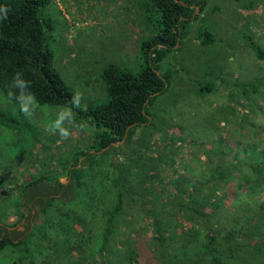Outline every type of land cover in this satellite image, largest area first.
I'll return each mask as SVG.
<instances>
[{
	"label": "trees",
	"instance_id": "trees-1",
	"mask_svg": "<svg viewBox=\"0 0 264 264\" xmlns=\"http://www.w3.org/2000/svg\"><path fill=\"white\" fill-rule=\"evenodd\" d=\"M44 1L0 0L9 10L0 20V102L17 105L16 115L19 105L7 97L16 72L31 82L41 104L71 106L72 93L43 43ZM143 2L158 12L155 31L138 44L143 64L136 71L111 63L102 68L105 99L76 109L89 127L85 148L58 157L56 169L10 175L0 161V218L13 212L18 220L28 211L35 232L27 235L53 246L60 236L65 264H264V110L257 97L252 105L228 98L238 112H226L225 128L211 126L201 135L178 123L168 134L175 125L152 119L148 110L169 85L159 62L179 47L207 0ZM195 37L207 44L214 32L204 28ZM246 37L264 60V49ZM249 85L264 98L259 77ZM240 94L249 96L245 85ZM9 107L0 109V125L20 133ZM249 108L259 117L252 119ZM185 135L188 148L177 155ZM184 161L189 176L179 167ZM24 238L2 236L0 250Z\"/></svg>",
	"mask_w": 264,
	"mask_h": 264
},
{
	"label": "rangeland",
	"instance_id": "rangeland-1",
	"mask_svg": "<svg viewBox=\"0 0 264 264\" xmlns=\"http://www.w3.org/2000/svg\"><path fill=\"white\" fill-rule=\"evenodd\" d=\"M211 7L215 9L212 11ZM203 12L191 21L179 47L159 62V70L168 74L169 85L153 98L148 110L152 119L175 125L168 128L173 129L168 134L174 135L178 123L185 132L188 131L186 126L197 127L195 130L201 135L208 134L211 126L220 131L227 125V113L237 116L238 112L228 98H232L234 104L246 105L258 100L264 110L260 92L249 90L252 88L249 83L257 77L264 83V60L255 56L246 37L250 35L264 49V0H207ZM39 15L43 43L51 52L53 66L72 94L77 89L84 94L86 105L96 104L106 97L100 77L104 66L111 63L132 71L141 67L139 41L152 34L158 24V12L143 0H45ZM204 28L214 32V40L207 44L195 37L197 31ZM242 85L248 89L250 98L240 94ZM3 100L5 105L1 101L0 109L11 105L7 113L14 112L21 128L17 133L0 125V161L8 164L7 174L27 173L43 167L56 169L58 157L85 148L89 127L77 110H74L77 126L70 139L62 140L47 130L55 110L70 105L41 104L42 108L26 116L21 111L16 115L18 106ZM253 111L249 108L248 113L255 120L259 113ZM228 128L231 130L230 124ZM186 135L183 140H177L180 145L177 155L188 148ZM183 163L185 161L179 167L189 176ZM3 220L17 221L13 212ZM29 220L32 223L34 218L30 216L25 220L26 227ZM30 230L35 232L34 227ZM39 237L33 233L19 245L6 244L0 250V264H65L61 237L58 236L55 246L50 240L40 242ZM11 238L17 241L21 235L14 233ZM18 254L23 255L21 260L16 259ZM93 258L98 259V256L93 254Z\"/></svg>",
	"mask_w": 264,
	"mask_h": 264
},
{
	"label": "clouds",
	"instance_id": "clouds-1",
	"mask_svg": "<svg viewBox=\"0 0 264 264\" xmlns=\"http://www.w3.org/2000/svg\"><path fill=\"white\" fill-rule=\"evenodd\" d=\"M8 11L6 7H0V20L7 18ZM7 97L14 100L26 116L42 108L41 102L31 89V82L24 78L22 72H16L11 78V83L7 86ZM81 108L87 110V105L84 94L77 89L71 96V106H60L55 110L47 124V130L62 140L70 139L72 130L77 126L74 110Z\"/></svg>",
	"mask_w": 264,
	"mask_h": 264
},
{
	"label": "flooded vegetation",
	"instance_id": "flooded-vegetation-1",
	"mask_svg": "<svg viewBox=\"0 0 264 264\" xmlns=\"http://www.w3.org/2000/svg\"><path fill=\"white\" fill-rule=\"evenodd\" d=\"M14 214H15V218H17L18 214L17 213ZM30 216L31 215L28 213V211L24 210L23 215L16 222L9 223L0 218V237L5 235L11 238L13 237V234L16 233L18 235H21V238H24L28 234L29 225L31 223V220H29L28 225L26 227L25 220L29 219ZM18 222L20 224H18ZM21 238H17V240ZM11 240L14 241L13 238H11Z\"/></svg>",
	"mask_w": 264,
	"mask_h": 264
},
{
	"label": "crops",
	"instance_id": "crops-1",
	"mask_svg": "<svg viewBox=\"0 0 264 264\" xmlns=\"http://www.w3.org/2000/svg\"><path fill=\"white\" fill-rule=\"evenodd\" d=\"M30 225H31V223H30ZM30 225H29V230H30ZM29 230H28V232H29Z\"/></svg>",
	"mask_w": 264,
	"mask_h": 264
}]
</instances>
